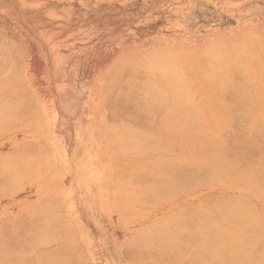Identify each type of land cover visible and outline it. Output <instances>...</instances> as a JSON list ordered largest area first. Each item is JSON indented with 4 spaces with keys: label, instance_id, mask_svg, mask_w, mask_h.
Instances as JSON below:
<instances>
[{
    "label": "rangeland",
    "instance_id": "obj_1",
    "mask_svg": "<svg viewBox=\"0 0 264 264\" xmlns=\"http://www.w3.org/2000/svg\"><path fill=\"white\" fill-rule=\"evenodd\" d=\"M246 33L264 37V0H0V55L3 54L0 56V81L13 82L9 89L0 92V101L5 100L2 102L5 108H0L4 116L1 115L10 117L2 122L4 118L0 115V231L6 232H0V251L8 245L11 256L16 254L13 261L9 258L11 256H6L7 259L21 261V264L25 259V264L29 261L30 264H43V253L54 250L59 243L57 238L47 244L41 242L43 228L41 233L36 230L43 222L46 223L41 210L44 208H39L44 202V210L51 218L53 229L61 231L60 221L66 219L77 236L75 240H67L81 253L63 255H68V261L78 264H137L127 255L124 243L144 225L157 221L171 210L184 207L196 208V214L202 215L201 208L211 195L225 193L235 196L239 193L236 197L248 199L247 192L229 190L223 180L207 175L200 163L190 160L192 154L189 156L183 146L174 150L171 156L186 175L191 168L199 169L200 174H190L198 178L197 183L185 176L174 179L160 162L163 155L153 157L152 166L138 165L137 169L130 166L134 162L125 161L123 167L128 171L120 177V183L133 193L137 192L134 198L138 201L131 204L143 208L126 219L113 209L99 206L88 211L83 205L94 192L88 193L87 187L81 188L70 168L63 169L58 151L65 152L68 164L71 155L79 154L82 149L90 152L94 146L85 144V127L97 122L102 146L98 163L102 176L110 178L113 169L111 171L102 141L109 122L96 90L98 78L119 58L133 52L146 55L157 51L201 49L211 42ZM165 62L169 72L177 61L168 57ZM250 69L249 66L245 72L249 78ZM203 71L206 72L198 70V77H202ZM196 76L193 78L185 70L187 83L199 95ZM200 92L205 94L203 88ZM235 93L244 94V88L228 84L217 93L221 108L228 112L230 125L214 129L204 124L205 133L211 130L218 132L215 149L232 151L243 165L262 156L263 138L253 133L251 117L231 110V98ZM8 97L9 102H19L16 103L18 106L14 104L18 107L16 111L11 103L6 105L9 104ZM6 106H11L14 111L8 112V108L4 112ZM189 106L193 112L195 106L190 103ZM217 112L203 105L204 118L216 116ZM254 112L255 115L262 114L259 105ZM13 113L16 115L12 118ZM170 117L166 116V120ZM150 126L146 123L141 127L148 135L146 141H158L159 135L151 130L157 125ZM247 137L253 140L249 141ZM163 138L168 139L169 134ZM27 155H36L35 159L33 157L36 162L31 157L33 161L26 159ZM169 180L174 181L168 183ZM161 183H168V186L157 198L149 189ZM102 185L103 181L96 183L95 187L99 191L103 188L102 192ZM71 194L77 199L68 200ZM35 208L41 213L35 212ZM32 222L38 224L37 228ZM14 247L16 251L12 249ZM151 262L147 260L144 264ZM223 262L213 252L206 258L199 256L197 263Z\"/></svg>",
    "mask_w": 264,
    "mask_h": 264
},
{
    "label": "bare ground",
    "instance_id": "obj_2",
    "mask_svg": "<svg viewBox=\"0 0 264 264\" xmlns=\"http://www.w3.org/2000/svg\"><path fill=\"white\" fill-rule=\"evenodd\" d=\"M168 57H173L177 61L174 64L177 68L173 66L169 72H167L169 66L165 62ZM184 65L185 69H182ZM249 66L251 67V78L245 74ZM186 69L192 77L196 75L198 77L200 69L201 72L202 69L206 70V72L203 71L202 77L196 78L195 84L198 87L199 95L187 83ZM143 76H145L144 79ZM165 76L167 77L163 83L162 80ZM5 82H2L4 84L1 85L0 81V92H5L13 84L8 80ZM228 84L238 85L245 91L242 95L238 93L232 95L231 110L251 117L253 133L263 138L262 156L258 160L251 159L243 165L240 163L241 160L232 154V151L215 149L214 145L219 138L217 131L211 130L205 133L204 123L214 129L230 125L228 112L221 108L217 99L218 91ZM201 87L205 94L200 92L202 91ZM96 90L108 117L109 125L106 129L104 128L106 131L102 141H104L106 158L112 167L111 171L113 169V174L110 178L105 179L102 176L100 163H98L102 146L100 143L101 131L97 122L85 127L87 132L85 144L87 147L94 146L90 152L87 149H82L79 154L71 155L68 164L65 152L58 149L63 169L70 168L74 177H77L75 181L79 186L87 187L88 193L94 192L83 205L86 210H92L95 206L107 210L113 209L123 219H126L143 208L141 205L137 207L131 204L138 201L134 198L137 192L133 193L120 183V177L128 171L126 167H123L125 161L134 162L130 166L137 169L138 165L152 166L153 157L163 155L164 158L160 162L174 179L185 176L188 180L194 179L197 183L198 178L190 174H200L199 169L191 168L187 173L189 175H186L185 171L176 164L175 158L171 156L174 150L183 146L187 148L185 151L189 153V156L192 154L190 160L200 163L207 175L223 180L229 190L249 194L248 199L236 197L239 193H235V196L225 193L220 196L211 195L209 201L201 208L202 215L196 214L197 210H194L196 208L192 207L167 212L157 221L144 225V228L139 229L133 238L124 243L129 258L137 264H144L147 260H152L151 264H199L197 263L199 256L206 258V255L210 256L214 252V255L224 261L223 264H264V37L246 33L241 36H231L226 40L211 42L201 49L176 52L157 51L146 55L133 52L119 58L113 67L98 78ZM12 92L14 93V90ZM1 100L0 105L5 101ZM9 101L10 99L7 101L9 104L6 103V105L11 103L16 111L18 109L16 103L19 102ZM189 103L197 109L194 107V111H190ZM14 104L17 106L14 107ZM203 105L213 108L214 111L217 110L216 116L207 115L204 118ZM257 105L262 109L260 115H255L254 112ZM10 108L11 106L7 107L4 112L14 111ZM101 111L103 112V110ZM2 112L0 115L4 114ZM221 112L225 115L222 116ZM2 115L1 117L4 116ZM15 115H11L12 118ZM166 116L171 117L166 120ZM8 118L10 119V117ZM8 118L5 117L2 122H6ZM146 123L150 128L152 127L150 125H157L151 130L159 135L158 141H146L148 135L141 129ZM165 134H169V138L166 140L163 138ZM242 138L245 140V137ZM248 140L252 141L253 139L248 138ZM11 156L13 157V155ZM34 156L36 157V155ZM27 157L31 156L27 155L26 159H28ZM33 157L31 158L33 159ZM19 158L21 159L20 156ZM31 158L29 160H32ZM20 162L22 163V161ZM24 166L22 164L21 167L24 168ZM18 169L20 171V168ZM33 170L35 172V168ZM201 172L203 173V171ZM102 181L104 191L101 192L103 188L99 191L95 184ZM172 181L167 182L172 183ZM168 183L152 186L149 192L160 198L157 195L167 188ZM76 199L72 194L68 198V200ZM44 203L46 204V202ZM44 203H40L39 208L45 209ZM32 208L34 209V207ZM35 209L37 212L38 208ZM44 209L41 210L43 217L46 218H43L46 223L40 221L43 226L41 224L39 225L41 227L36 229L41 233L43 228V236L40 235L43 238L40 240L47 244L57 238L59 243L54 250L50 249L49 252L43 253L42 263L78 264L67 260L68 255L81 253L75 245H71L67 240L77 239L74 230L66 219L61 220L60 218L62 229L55 231L51 218L48 216L47 210ZM48 210L50 209L48 208ZM51 210L53 211V208ZM179 212H181V216H176ZM73 220L75 222L76 218L74 217ZM17 223L20 225L22 222L18 221ZM77 223L81 226L79 220ZM37 225L33 224L36 228ZM5 226L6 224L4 228ZM57 229H59L58 226ZM83 230L85 229L83 228ZM64 232H67V238ZM4 247L0 253L5 257L0 255V264H21V261L12 262V258L16 254L12 257L10 249L7 248L9 246L5 247V252ZM12 249L16 251L15 247ZM65 254L68 255L63 257ZM6 256H11L9 258L12 261ZM24 261L26 259L22 264H25ZM30 263L29 261L27 264Z\"/></svg>",
    "mask_w": 264,
    "mask_h": 264
}]
</instances>
